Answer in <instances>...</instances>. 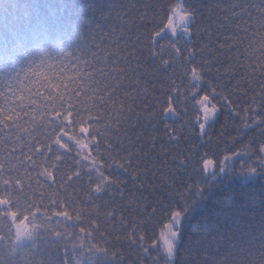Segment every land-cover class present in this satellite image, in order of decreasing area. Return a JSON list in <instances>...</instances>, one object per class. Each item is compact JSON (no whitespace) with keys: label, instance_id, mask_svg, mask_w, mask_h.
I'll use <instances>...</instances> for the list:
<instances>
[{"label":"snow or ice","instance_id":"snow-or-ice-1","mask_svg":"<svg viewBox=\"0 0 264 264\" xmlns=\"http://www.w3.org/2000/svg\"><path fill=\"white\" fill-rule=\"evenodd\" d=\"M251 7L264 18V3ZM134 8L137 15L129 20L128 12ZM245 8L233 3L231 11L219 19L213 41L217 54L212 57L205 54L212 43H192L194 32L212 37L207 28L194 29V9L183 0H147L139 8L127 5L121 9L117 16L119 27L114 24L100 34L101 41L108 39L109 33L114 36L111 43L115 51L106 50L103 63L97 59L99 43L90 58L78 55L71 60L76 64L73 73L83 69L96 78L99 71L110 97H118L121 102L116 126L110 133L93 127L99 123L98 118L87 125L79 124L83 130L77 139L83 138L88 145L84 155L90 153L98 162L92 164L91 159L82 160L78 155L82 172L78 171L77 178L82 174L87 177L89 195L94 200L112 203L110 219L119 213L127 243L136 249L134 264H146L145 257H150V264H174L185 220L218 187L233 180H239L244 187L251 185L253 197L264 207V48L257 49L251 59L241 50L244 37L252 29L247 19H241ZM78 25L79 20L74 18L72 26ZM259 31L260 28L253 36ZM252 47L249 41L247 48ZM65 58L57 62L40 58L26 70L20 84H5L9 91L0 98L9 104L12 102L8 96L15 103H23L38 100L45 93L51 95L69 71L62 62ZM49 73L58 76L42 79ZM17 95L19 101L15 100ZM221 113H227L229 118L220 125L219 132L212 134L209 129ZM169 114L175 122L165 124ZM65 123L73 124L71 113ZM158 124L163 126L162 135ZM229 128L237 135H230ZM253 130L256 136L245 142L247 133ZM65 134L76 135V130L66 127L59 137L60 145L71 148L72 141ZM181 142L190 145L186 151L170 149V145ZM113 171L130 176L140 189L159 190L156 203L148 207L144 197L129 190L118 175L110 174ZM157 204L165 219L150 235ZM248 207L244 205L238 211ZM234 223L240 224L239 216ZM113 255L120 256L122 264L120 252ZM236 264H264V242L244 252Z\"/></svg>","mask_w":264,"mask_h":264},{"label":"trees","instance_id":"trees-1","mask_svg":"<svg viewBox=\"0 0 264 264\" xmlns=\"http://www.w3.org/2000/svg\"><path fill=\"white\" fill-rule=\"evenodd\" d=\"M145 2L0 0V96L9 91L5 84H20L26 70L34 67L40 58L57 62L70 55L62 61L69 68L66 78L58 88L52 89L51 95L45 93L38 100L23 103H15L8 96L12 102L9 104L0 98V264H121L120 256H114V252L124 257L122 264H134L137 260L136 249L127 243L119 213L109 218L112 203L94 200L89 195L87 177L82 174L77 178L78 171L82 172L78 168V155L82 160L91 159L92 164L98 162L90 153L84 155L88 145L83 138L77 139L83 130L79 124L87 125L89 120L98 118L99 123L93 127L110 133L116 126L115 116L121 102L118 97H110L99 71L96 78L83 69L73 73L76 64L71 60L78 55L90 58L89 54L99 43L97 59L103 63L106 50L115 51L111 43L114 36L109 33V38L101 41L100 34L114 24L119 27L117 16L121 9L127 5L139 8ZM183 2L195 10L194 29L204 27L212 33L209 38L194 32L192 38L194 46L203 40L212 43L205 53L207 56L217 54L213 42L218 34L216 24L231 11L233 3L239 8L248 6L241 17L252 25L244 37L245 43L240 46L244 55L251 59L257 49L264 48V28H261L264 18L251 7L259 6L264 0ZM136 15L134 8L128 12V19ZM74 18L79 20L76 28L72 26ZM258 28L260 31L253 36ZM249 41L253 44L251 49L247 48ZM54 75L58 76L49 73L42 79H51ZM15 100L19 101L20 96ZM69 113L73 117L72 125L65 123ZM228 118L227 113H221L209 132H219L220 125ZM174 122L171 114L164 119L165 124ZM157 126L162 135L163 126ZM66 127L76 130V135L65 134L72 141L71 148L59 144ZM228 132L237 135L232 128ZM255 136V130L248 132L245 142ZM188 146L181 142L169 147L186 151ZM236 164L239 166L240 161ZM110 174L118 175L129 190L144 197L148 207L156 203L159 190L140 189L137 181L123 173ZM251 187L241 186L239 180L218 187L185 220L174 264H236L244 252L259 248L264 242V207L253 197ZM244 205L249 207L238 211ZM157 208L152 214L150 235L165 219L158 204ZM124 214L127 216L128 212ZM236 216H239V225L234 223ZM144 259L150 264V257Z\"/></svg>","mask_w":264,"mask_h":264}]
</instances>
